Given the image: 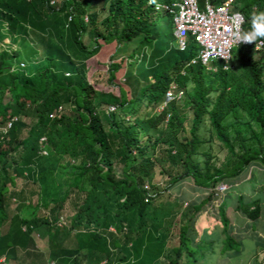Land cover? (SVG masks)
<instances>
[{
    "label": "trees",
    "instance_id": "16d2710c",
    "mask_svg": "<svg viewBox=\"0 0 264 264\" xmlns=\"http://www.w3.org/2000/svg\"><path fill=\"white\" fill-rule=\"evenodd\" d=\"M172 1L0 0V258L20 250L33 256L30 264H44L45 255L33 249L34 232L47 237L53 264H202L220 235L221 254L238 250L232 211L224 200L218 203L214 187L251 165L264 166V40H258V58V41L235 47L228 69L221 60L210 63L215 70L198 59L191 63L198 50L193 35L179 50L172 17L166 24L157 16L155 4ZM234 6L244 16V31L264 0H234ZM109 44L114 52L107 74L115 95L91 82L86 66ZM37 46L42 57L33 62ZM172 84L191 105L187 135L176 99L165 102ZM104 94L116 98L113 111L100 110ZM141 102L145 111L138 115ZM241 111L259 127L258 145L244 144L235 127ZM166 118L163 137L158 125ZM205 118L232 156L227 169L199 165L197 132ZM231 139L239 141L238 152ZM162 142L170 146L156 158L152 151ZM167 162L177 169L167 173L164 191L143 188L156 164L165 168ZM189 179L191 189L173 198L186 200L184 208L165 207L166 190ZM240 201L256 219L258 201L253 208ZM40 208L46 213L39 215Z\"/></svg>",
    "mask_w": 264,
    "mask_h": 264
},
{
    "label": "rangeland",
    "instance_id": "374dc122",
    "mask_svg": "<svg viewBox=\"0 0 264 264\" xmlns=\"http://www.w3.org/2000/svg\"><path fill=\"white\" fill-rule=\"evenodd\" d=\"M203 2L204 0L199 1V6L200 8L203 7ZM157 16L160 18L164 16V19L166 21V24L169 23L171 20V16L164 11L162 8L157 10ZM161 19V18H160ZM36 42H40L39 38H35ZM84 43L88 46H91L92 42L90 40V37L88 35L84 36ZM34 57L32 58L33 62H37L41 59V49L39 46L35 47L34 49ZM114 52V44H109V45H104L101 49V51L94 57L90 58L89 60L86 61V66H87V71H88V76L89 79H91V82H96L98 83V86L101 87H106L107 91H109L111 94L115 95L116 92V85L112 84L108 80V74H107V67L109 63V56ZM260 51L255 52V57L258 58L260 57ZM122 54H120V57ZM22 61V62H21ZM23 59H20L19 61V66L20 64L26 65L27 63ZM234 66V63L232 64ZM118 82L121 84L124 83V80L122 77L118 78ZM100 100L102 103L99 105L100 110L103 113H106V110L108 109L109 111H113L114 108L111 106L113 103H115L116 98L112 95L109 94H104L100 95ZM176 99V104L180 113V122L182 123L184 129H185V135H187L188 130L191 126V119H192V109L189 101H187L185 96H182L180 98H175ZM172 99H167L165 102L170 101ZM165 105V103L160 106L156 107L153 109L152 107L146 109V114H151L154 110L160 111L162 107ZM139 113L138 115H142L143 112L145 111L144 109V104L141 102L138 107ZM63 113H66L67 115L74 116V114L68 110H62ZM240 116L243 118L242 122H237L235 124V127L241 128L242 129V136L244 137V144L246 145H258V143L263 141V138L260 134L259 127L255 123H250L245 114L241 111ZM131 115L130 120L133 118V115ZM28 120V119H27ZM231 117L229 116L226 121H231ZM34 119H31V122H33ZM167 118L162 121L159 125V132H163V137H167L169 132L165 129ZM229 136L233 138L234 136V131L233 129L229 130ZM197 135L201 139L202 143L199 144V149H198V162L200 166H208L210 169L214 167L220 168V169H227L230 165V162L232 160V156L230 155L229 151L222 145V143L216 139L215 135L212 132L208 131V119L205 118L204 122L202 123L200 129L197 132ZM232 142L233 139H231ZM170 145L167 142H162L157 145L156 149L152 151V155L156 156V158H160L165 156V148L169 147ZM240 150L239 147V141L236 140L234 142V151L238 152ZM64 165L69 164V160L66 159L64 162ZM116 174L117 176L120 175V170L116 167ZM162 169H165L162 171ZM176 168L175 165H171L170 163L165 164V168H161L160 165L156 164L155 166V171L153 175L150 177V180L147 182L143 183V188L145 186L148 190H155V191H164V189L168 185V172H173ZM71 171L70 168H65L64 172L68 173ZM253 173V172H252ZM255 175V173L253 174ZM248 174L244 175L240 179H236L233 181H223L221 183L226 184L228 188L230 186H233L237 183L246 181L248 179ZM192 182L191 180H185L182 181L179 184H176L175 186L171 187L170 189L166 190L164 193L163 197H167V195H170V200L169 202L165 203V207H172V208H178L182 210L184 206L186 205L187 201H182L180 204L176 203L174 200L176 196L181 194L182 189L189 191L191 189ZM174 198V199H173ZM222 200V197L220 196L218 203ZM168 201V200H167ZM13 207V206H11ZM39 215L45 214L46 210L44 208L39 209ZM66 213V212H65ZM64 216V215H63ZM205 227V226H204ZM206 234H208V227H206ZM33 239L35 242V247L33 248L36 252H40L41 254L45 255L44 259V264H53L51 260H48V243H47V237L44 236V234L40 232H34L33 233ZM33 256L31 257H25V254L18 250L14 258H0V263L1 264H30L28 260H31ZM216 262L213 261L212 264H215ZM202 264H209L208 262L206 263L205 259L202 260Z\"/></svg>",
    "mask_w": 264,
    "mask_h": 264
},
{
    "label": "built area",
    "instance_id": "2783aa9c",
    "mask_svg": "<svg viewBox=\"0 0 264 264\" xmlns=\"http://www.w3.org/2000/svg\"><path fill=\"white\" fill-rule=\"evenodd\" d=\"M200 0H174L170 4H155V9H164L171 15L176 46L184 50L187 45V35L191 33L198 44L197 55L191 60L194 63L198 59L202 65L209 69L212 61H223V69L232 67V51L240 45H248V42H233L232 31H243L244 16L234 6V0H224L220 4L213 5L210 0H204L203 7L199 6ZM223 9V11H218ZM235 22V23H234ZM238 25V27H236ZM262 49V41L254 45V51ZM23 66V64H20ZM176 86L172 84L166 92V100L180 98L182 91L175 93ZM145 188H147L145 186ZM228 186L218 183L214 190L222 196Z\"/></svg>",
    "mask_w": 264,
    "mask_h": 264
},
{
    "label": "crops",
    "instance_id": "0c3cea01",
    "mask_svg": "<svg viewBox=\"0 0 264 264\" xmlns=\"http://www.w3.org/2000/svg\"><path fill=\"white\" fill-rule=\"evenodd\" d=\"M247 174L249 177L246 181L230 186L221 196L226 203V208L232 211L231 235L239 244V248L221 254L222 237L220 235V240L214 244L212 254L206 259L209 264L218 260H221L220 264L264 263V166L251 165L238 179ZM240 198L249 208H253V200L258 201L259 215L256 219L249 218L242 211ZM215 228L219 231V225ZM210 229L211 225L208 226V231Z\"/></svg>",
    "mask_w": 264,
    "mask_h": 264
},
{
    "label": "clouds",
    "instance_id": "9594fccd",
    "mask_svg": "<svg viewBox=\"0 0 264 264\" xmlns=\"http://www.w3.org/2000/svg\"><path fill=\"white\" fill-rule=\"evenodd\" d=\"M218 11H223V9H218ZM232 40L235 43H255L258 40H264V10L250 13L248 29L244 31H232Z\"/></svg>",
    "mask_w": 264,
    "mask_h": 264
}]
</instances>
